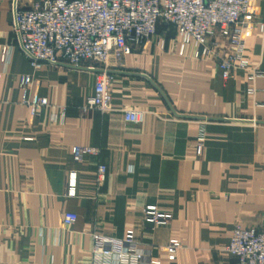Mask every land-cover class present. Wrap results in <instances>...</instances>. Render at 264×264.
<instances>
[{
	"label": "crops",
	"instance_id": "0c3cea01",
	"mask_svg": "<svg viewBox=\"0 0 264 264\" xmlns=\"http://www.w3.org/2000/svg\"><path fill=\"white\" fill-rule=\"evenodd\" d=\"M253 6L245 58L264 69V0ZM11 10L12 0H0V264H82L93 235H131L142 264H237L227 252L235 227L264 225V80L242 70L225 79L215 61L194 59L192 47L180 56L175 31L160 27L164 52L145 43L130 55L112 53L114 112L86 115L96 73L66 64L34 69L14 40ZM23 76L50 103L33 121L21 104ZM59 108L65 122L53 124ZM126 109L143 112L144 122L127 123ZM75 146L100 154L75 163ZM148 211L170 224L153 227ZM66 214L78 218L70 228ZM175 240L182 248L166 253Z\"/></svg>",
	"mask_w": 264,
	"mask_h": 264
},
{
	"label": "built area",
	"instance_id": "2783aa9c",
	"mask_svg": "<svg viewBox=\"0 0 264 264\" xmlns=\"http://www.w3.org/2000/svg\"><path fill=\"white\" fill-rule=\"evenodd\" d=\"M255 0H12L13 36L30 60L34 69L42 64H66L74 68L99 70L93 93L82 107L84 114L98 111L103 115L114 112L112 99L113 74L109 61L112 53L130 55L143 44H153L161 51L166 40L159 36L160 27L176 33L179 54L184 56L193 48V58L215 61L225 79L237 71L250 73L249 80H264V69L253 67L245 58L246 40L254 32L257 12ZM264 33V23H259ZM11 48L2 49V63L7 66ZM21 104L27 109L30 121L50 107L49 100L41 97L31 76L20 79ZM256 89H250L254 95ZM125 121L139 125L145 114L126 109ZM66 111L59 108L51 115L53 124H64ZM197 150L201 153L205 135H200ZM100 150L75 146L72 158L80 163L87 156H98ZM107 169L100 166L97 185L102 188ZM75 197V191H69ZM78 218L66 214L64 226L72 227ZM146 222L153 227L170 224V218L160 211H148ZM93 247L82 264H142L145 255L136 247L129 235L126 239L93 235ZM177 240L166 248L173 254L181 249ZM228 254L237 264H264V225L260 230L236 226ZM151 264H160L151 262Z\"/></svg>",
	"mask_w": 264,
	"mask_h": 264
},
{
	"label": "water",
	"instance_id": "95a60500",
	"mask_svg": "<svg viewBox=\"0 0 264 264\" xmlns=\"http://www.w3.org/2000/svg\"><path fill=\"white\" fill-rule=\"evenodd\" d=\"M71 67V66H70ZM71 68H74V67H71ZM89 71H92V70H89ZM92 72H95V73H99V72H101V71H99V70H95V71H92ZM111 74H113V72H110Z\"/></svg>",
	"mask_w": 264,
	"mask_h": 264
}]
</instances>
